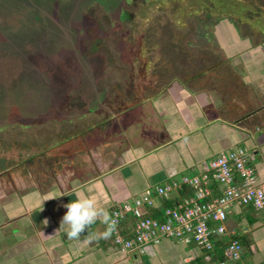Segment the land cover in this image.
Wrapping results in <instances>:
<instances>
[{
	"label": "rangeland",
	"instance_id": "374dc122",
	"mask_svg": "<svg viewBox=\"0 0 264 264\" xmlns=\"http://www.w3.org/2000/svg\"><path fill=\"white\" fill-rule=\"evenodd\" d=\"M260 42L264 0H0V190L87 179L124 108L167 77L199 84L216 53L242 69Z\"/></svg>",
	"mask_w": 264,
	"mask_h": 264
},
{
	"label": "crops",
	"instance_id": "0c3cea01",
	"mask_svg": "<svg viewBox=\"0 0 264 264\" xmlns=\"http://www.w3.org/2000/svg\"><path fill=\"white\" fill-rule=\"evenodd\" d=\"M253 49L242 69L225 63L239 86L225 90L224 82L217 81L214 88L191 84L193 79L174 80L149 100L124 108L117 119L122 122L126 117L127 122L108 132L115 133V139L106 143L87 179L73 175L67 187L60 182L50 188L39 183L29 189L14 184L1 189L0 264H215L223 259L229 235L217 240L211 252L170 238L146 245L142 254L122 250L112 234L98 236L106 229L103 217L78 239H68L66 226L60 227L66 212L62 205L84 196L109 217L112 208L147 189L177 186L185 175L208 172V159L236 147L247 149V163L264 188V48ZM209 185L211 197L221 194L222 184L211 179ZM188 194L177 189L166 198L156 196L152 206L143 208L159 216L165 205ZM132 224L128 215L120 230L129 231ZM226 226L238 235L244 263L264 264V212L233 203L227 209Z\"/></svg>",
	"mask_w": 264,
	"mask_h": 264
},
{
	"label": "built area",
	"instance_id": "2783aa9c",
	"mask_svg": "<svg viewBox=\"0 0 264 264\" xmlns=\"http://www.w3.org/2000/svg\"><path fill=\"white\" fill-rule=\"evenodd\" d=\"M207 171L201 175H185L177 186H158L154 192L147 189L131 202L112 208L109 218L115 222L111 233L113 243L122 250L142 254L146 245L170 238L182 244L193 243L211 252L217 240L229 235L225 257L215 264H245L242 244L234 231L226 226L227 209L236 203L251 205L264 212V188L256 183L255 171L247 163L244 147L222 151L208 159ZM211 179L223 185L217 197H211ZM183 188L191 189V194L172 206L165 205L159 216L144 210V206L153 205L156 196L166 198L172 191ZM128 215L133 218V224L129 231H121L120 224Z\"/></svg>",
	"mask_w": 264,
	"mask_h": 264
},
{
	"label": "clouds",
	"instance_id": "9594fccd",
	"mask_svg": "<svg viewBox=\"0 0 264 264\" xmlns=\"http://www.w3.org/2000/svg\"><path fill=\"white\" fill-rule=\"evenodd\" d=\"M62 206L66 212L60 220V227L66 226L65 235L68 239H78L100 217H103L106 225L105 231L98 233L100 238H108L115 228V222L110 220L105 209L97 206L92 199L82 196Z\"/></svg>",
	"mask_w": 264,
	"mask_h": 264
},
{
	"label": "flooded vegetation",
	"instance_id": "af4514ba",
	"mask_svg": "<svg viewBox=\"0 0 264 264\" xmlns=\"http://www.w3.org/2000/svg\"><path fill=\"white\" fill-rule=\"evenodd\" d=\"M249 38H250V35H249ZM165 47H166V44H165ZM255 47H260V48H264V43L263 42H260V43H258L257 45H255ZM222 48H224L225 49V47H222ZM229 49V48H228ZM228 53H226L225 51H224V58H222L223 57V55H222V53H216V63H214L213 65H212V63H210V66H209V68H207V71H205L204 72V70L205 69H202V72L200 73V71H199V75L198 74H196V78L198 77L199 78V80L198 81H200V82H198L199 84L201 83V84H204V82L202 81L201 82V80H204L205 81V85L207 86V87H214V88H216V82L218 81V82H224L225 83V90H227L229 87H231V86H233V87H236V86H239V84H238V80H237V78L235 77V76H233L232 74H231V71L230 70H228V68L226 69V68H224L225 66H227V64H225L226 63V61H229L228 59H227V57H228V55H227ZM218 56H220V57H218ZM162 62H165V64H164V66H166L167 67V69H171L172 67H177V65H174V64H172L171 62L172 61H170L169 62V64H167V60L166 61H162ZM220 66H223V68L224 69H218L217 68V70H216V67H220ZM228 67V66H227ZM156 69H158L157 67H155ZM216 71H220V73H217V75H216ZM178 75H175L174 77H167V79L168 80H170V82H172V81H174V80H179V81H183V80H181L179 77H177ZM194 76V75H193ZM202 76V77H201ZM204 76V77H203ZM192 79H194V78H192V77H187L186 78V80L188 81V80H192ZM161 80H163V79H161ZM166 80V79H165ZM164 80V81H165ZM207 81V82H206ZM104 119H103V121H99L97 124H96V126L94 125L93 127H87V129H84V130H76V129H74L72 132H71V134L73 133V135H69L68 136V134L67 133H69L68 132V130H70V129H65V131H61L60 133H54L55 134V137H59V140L61 141V142H65V141H67V140H69V139H71V138H78L79 136L81 137V138H85V136H87L88 135V133L90 132V131H92L93 129H97V127L98 128H100V129H97L98 131H104V130H106V129H101L102 127H107L108 126V123H104ZM66 126H69V125H66ZM72 130V129H71ZM52 134H53V131H52ZM53 134V135H54ZM60 134H62V135H60ZM70 134V133H69ZM46 141H48V138L45 136V138H44ZM39 156V157H38ZM37 156V158H41L40 157V155H38ZM30 159H36V158H34V156L33 157H30ZM42 159V158H41ZM37 161H39V160H37ZM50 161V160H49ZM35 162V161H34ZM33 162V163H34ZM44 162L46 163V160H44ZM51 162V161H50ZM33 163H31V164H33ZM30 164V165H31ZM2 172V171H1ZM0 172V173H1Z\"/></svg>",
	"mask_w": 264,
	"mask_h": 264
},
{
	"label": "trees",
	"instance_id": "16d2710c",
	"mask_svg": "<svg viewBox=\"0 0 264 264\" xmlns=\"http://www.w3.org/2000/svg\"><path fill=\"white\" fill-rule=\"evenodd\" d=\"M124 12V15H123V13L121 14V16H119V18L121 19V20H124V21H126V20H128V18L130 17V14L127 12V11H123ZM182 192L186 195L187 193H189V194H191V189H189V188H183L182 189ZM188 194V195H189ZM169 206H172V205H169Z\"/></svg>",
	"mask_w": 264,
	"mask_h": 264
}]
</instances>
